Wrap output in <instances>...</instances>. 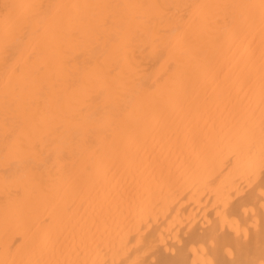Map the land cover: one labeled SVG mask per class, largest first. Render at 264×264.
Masks as SVG:
<instances>
[{"label":"bare ground","instance_id":"obj_1","mask_svg":"<svg viewBox=\"0 0 264 264\" xmlns=\"http://www.w3.org/2000/svg\"><path fill=\"white\" fill-rule=\"evenodd\" d=\"M0 264H264V0H0Z\"/></svg>","mask_w":264,"mask_h":264}]
</instances>
